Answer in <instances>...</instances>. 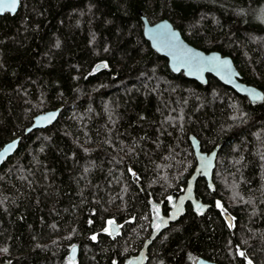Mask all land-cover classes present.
<instances>
[{
	"label": "trees",
	"instance_id": "obj_1",
	"mask_svg": "<svg viewBox=\"0 0 264 264\" xmlns=\"http://www.w3.org/2000/svg\"><path fill=\"white\" fill-rule=\"evenodd\" d=\"M263 1L20 0L1 15L0 148L21 139L0 167V263L127 264L155 211L182 193L196 137L202 152L218 149L211 184L195 185L206 208L188 204L145 264H264V99L173 74L141 20L166 19L190 45L231 57L264 94V25L253 15ZM56 109L55 123L24 135Z\"/></svg>",
	"mask_w": 264,
	"mask_h": 264
},
{
	"label": "water",
	"instance_id": "obj_2",
	"mask_svg": "<svg viewBox=\"0 0 264 264\" xmlns=\"http://www.w3.org/2000/svg\"><path fill=\"white\" fill-rule=\"evenodd\" d=\"M19 5L20 0H16L14 11L9 8L0 9V16L5 13L14 15L18 11ZM141 20L143 23L142 35L144 39L156 54L166 59L167 66L173 74H182L185 78L196 81L201 85L207 84V76L209 75L224 86L231 88L239 96L247 98L252 104H260L263 101L264 94L261 90L241 81L242 77L231 57L222 55L217 51L205 52L190 45L182 38L180 31L166 19L159 20L153 24H150L143 16H141ZM161 34L166 35L161 36ZM184 53L195 57V60L190 63L184 62V60L181 59ZM102 67L103 65H97L95 70ZM254 96L258 98L254 99ZM59 114V109L37 114L33 117L31 125L25 129L24 135L34 130H41L49 127L55 123ZM20 139L21 138H14L0 148V167L16 153ZM189 143L195 159L193 172L187 179L182 193L173 202L170 211L165 215L160 213L158 218L159 227L151 231L148 239L145 240L136 257L131 259L127 264H145L147 250L150 244L168 225L175 223L183 215L185 207L188 204L196 211L202 212L205 210L206 205L195 197V185L199 178H203L207 184H211L218 149H214L208 153L202 152L200 141L196 137H190ZM118 231L119 226L116 223H112L110 225L111 236L113 237ZM77 255L78 246L71 247L68 252L69 259L74 261ZM246 262L247 264H252L248 259H246ZM195 264L216 263L199 258L196 260Z\"/></svg>",
	"mask_w": 264,
	"mask_h": 264
},
{
	"label": "snow or ice",
	"instance_id": "obj_3",
	"mask_svg": "<svg viewBox=\"0 0 264 264\" xmlns=\"http://www.w3.org/2000/svg\"><path fill=\"white\" fill-rule=\"evenodd\" d=\"M16 7V0H0V9L3 8H9L10 10L14 11ZM166 35V34H161V36ZM181 59L184 60V62H193L195 60V57L189 56L187 53L182 54ZM254 99H257L258 97H253ZM171 199V198H169ZM217 207H221L219 202H217ZM112 221H109V224H112ZM95 239V237H93ZM243 255V253H241Z\"/></svg>",
	"mask_w": 264,
	"mask_h": 264
},
{
	"label": "rangeland",
	"instance_id": "obj_4",
	"mask_svg": "<svg viewBox=\"0 0 264 264\" xmlns=\"http://www.w3.org/2000/svg\"><path fill=\"white\" fill-rule=\"evenodd\" d=\"M254 19L256 18L261 24L264 25V1L254 10ZM156 216V214H155ZM157 217V216H156ZM153 227H157V223L154 222Z\"/></svg>",
	"mask_w": 264,
	"mask_h": 264
},
{
	"label": "flooded vegetation",
	"instance_id": "obj_5",
	"mask_svg": "<svg viewBox=\"0 0 264 264\" xmlns=\"http://www.w3.org/2000/svg\"><path fill=\"white\" fill-rule=\"evenodd\" d=\"M241 81H242V79H241ZM242 82H243V81H242ZM212 150H213V149H212ZM212 150H210V151H212ZM210 151H204V153H208V152H210ZM158 213H159V214H158ZM155 214H156L157 217L155 218L154 222L157 223V227H156V228L154 227L153 230H154V229H157V228L159 227L158 218H159V216H160V211H158V210L155 211ZM153 225H154V224H153Z\"/></svg>",
	"mask_w": 264,
	"mask_h": 264
}]
</instances>
